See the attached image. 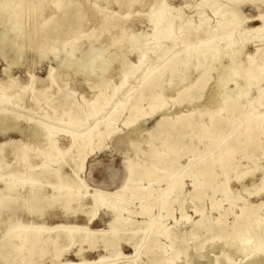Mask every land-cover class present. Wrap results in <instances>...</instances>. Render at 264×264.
Returning a JSON list of instances; mask_svg holds the SVG:
<instances>
[{"label": "bare ground", "instance_id": "6f19581e", "mask_svg": "<svg viewBox=\"0 0 264 264\" xmlns=\"http://www.w3.org/2000/svg\"><path fill=\"white\" fill-rule=\"evenodd\" d=\"M99 1L0 0V35L11 33L9 41L15 45L35 48L46 35L39 39L40 33L47 28L57 30L59 26L69 25L73 17L75 29L80 34L88 10L92 12L93 3ZM101 1L105 4L112 2ZM115 3H127L129 7L148 5L146 18L126 25L107 13L99 16L104 23L103 30H117L110 38L111 46L117 38L124 36L131 43L128 44L129 53H135L136 64L131 66L122 57L118 60L121 70L116 84L100 77L98 84L88 86L90 90L98 89L92 103L82 97L80 104L74 94H68L52 77L51 68L46 79L56 90L47 95V91L30 88L28 99L32 108L47 104L51 113L44 111L41 119L45 122H36V128H31L28 133L30 144L35 142L33 146L19 141L21 146L10 150L18 155L13 158V163H7L5 156L0 155V170L4 169V173L0 171V226L5 225L8 233L7 240L0 242V260L10 264H38V259L45 257L52 248L51 264H69L66 258L70 252L83 264H106L104 258L85 263L82 252L87 248L94 253L108 251L112 261L125 260L115 264H174L180 255L186 256L191 247L188 242L199 239L205 228L203 221L207 222L202 217L191 228L184 227V238L176 229L179 221L175 220L174 213L177 212L180 220L188 225L191 218L186 215L185 197L188 196L193 203L190 208L197 214L200 211L195 203L200 199L202 188L208 187L215 188L214 193L220 192L221 197V201L209 198L210 206L214 208L225 202L227 208L219 207L222 212L215 221L218 225L207 230L219 229L225 225L227 214L237 212L230 232L225 235L232 239V243L228 245L227 253H222L223 258H214L212 263L235 264L231 263L230 257L243 255L245 264H264V220L260 221L252 204L235 202L229 197L227 186L218 188L216 185L217 181L227 179L230 173L246 175L251 172L240 169L243 163H256L255 151L264 156L260 142L264 134V87H260L264 84V58L261 55L264 34L241 23L248 17L243 14L244 9H254L259 14L261 0H197L194 5L197 12L187 20L182 15L189 5L170 8L168 0H151L149 4L145 0H116ZM47 7L50 12L44 16ZM136 26H145L150 33L141 36L134 31ZM248 47L253 48L251 53L246 51ZM120 51L113 53L115 60L122 55ZM106 69L107 66L100 64L96 68L101 73ZM189 71L194 72V76ZM166 74L169 76L164 88L162 80ZM135 75H138L139 82L133 89L127 82H134ZM29 81L30 85H35L31 73ZM211 82L216 85L215 98L198 105L204 100V90ZM12 88H18L17 95H6L5 92ZM167 88L176 93V104L197 106L185 113L161 114L154 130L144 134L149 140L143 149H134L124 157L119 186L113 192L93 188L89 195L90 186L80 179L88 158L100 148L111 146L113 137H116L115 144L120 134L138 121L144 104L151 106L158 100V109H162L166 101L163 91ZM22 90L13 78L6 84L0 82V118L19 119V112L32 110L21 105ZM52 96L56 99L48 101ZM108 106L110 111L104 113ZM57 107L62 110L60 115L56 114ZM121 117L123 128L118 129L114 123ZM236 117L240 122L244 121L243 126L228 143L218 148L219 142H213V137L223 126L235 124ZM163 125H166L161 131L164 134L163 150L159 153L153 140ZM195 130L200 133V142L208 149V157L198 167L191 166L205 156L190 159L182 166L179 163L182 157L179 151L184 149L181 141ZM59 137L67 141L66 148L60 147ZM3 147L1 144L0 152ZM214 148L216 152L212 151ZM195 150L197 148L190 145L185 147V154ZM168 152L173 153L171 162L164 159ZM215 166L219 167L220 173L215 171ZM65 167L69 169L67 172ZM158 172L164 173L162 178ZM261 172L262 184L264 167ZM191 177L190 183L193 180L197 185L192 184L193 190L187 195L184 194L183 181ZM144 181L146 187H139ZM28 183L30 190L18 197V188H24ZM34 185L42 190L32 189ZM46 188L50 189L47 194ZM243 191L252 195L248 189ZM257 191L261 192L260 188ZM16 208L31 218H46L60 212L67 221L49 227L43 223L26 225L21 220L15 224L4 222L2 213ZM102 214L107 217L109 232L89 227ZM78 220H84V224H77L75 221ZM169 220L174 222L170 227L165 225ZM255 223H258L257 228L253 226ZM122 243L132 247L134 256H123ZM177 243L182 244V249L176 248ZM215 247L214 244L204 246L200 243L202 251ZM197 258L207 257L199 252Z\"/></svg>", "mask_w": 264, "mask_h": 264}, {"label": "rangeland", "instance_id": "374dc122", "mask_svg": "<svg viewBox=\"0 0 264 264\" xmlns=\"http://www.w3.org/2000/svg\"><path fill=\"white\" fill-rule=\"evenodd\" d=\"M146 4H149L151 0H145ZM170 5V8H174L175 6H181L185 7L189 5V9H187L186 12L182 15L183 19L191 18L193 14L197 12V10L194 8V5L197 3V0H168ZM116 0H112L111 3L105 4L101 0L99 2L93 3V10L92 12L88 10V17L83 21L82 23V31L80 34L77 33V30L75 29V20L74 17L71 18L69 25H62L59 26L57 30H53L52 28H47L45 32L40 33L41 39L43 35V41L42 43H37V47L30 48L28 46H17L13 42L9 41V38H12L11 33L8 34H2L0 35V82L6 84L10 78L15 79L20 86L23 88L22 93L24 94V98L21 101L22 106H26L27 108H32V102L30 99H28V96H30V88H35L43 91H47V95L51 93L53 90H56L55 86L50 87L48 84V81L46 79L47 71L49 68L52 69V77L56 80V83L60 86H63L68 94H74L76 97V100L81 104L80 98L84 97L86 101L89 103L93 102V98L95 93L98 89L90 90L88 89V86L90 85H96L99 83V78L103 77L105 80L110 81V83L116 84L118 82L119 73L121 70V66L119 64V61L122 57L125 61H128L131 66L135 65L136 62V55L135 53H129V46L128 44H131L127 41V38L121 37L117 38V40L114 42V45L111 46V36L116 35L117 30L113 31H105L103 30L104 23L100 20L99 16H101V13H107L111 17L117 18L119 22L123 25L129 24L131 22H136L139 20H142L146 18V12L148 11V5L139 6L138 4H133L132 7H129L127 3L122 4H116ZM172 3V4H171ZM87 7V6H86ZM193 7L191 10L190 8ZM89 8V7H88ZM48 7L46 8L44 16L47 15L50 11H47ZM51 12H53L51 10ZM56 12V11H55ZM188 14V15H187ZM243 14L250 16L252 14H256V11L254 9H244ZM191 15V16H189ZM115 20V19H114ZM187 20V19H186ZM1 30V29H0ZM134 31L137 33H141L140 35L143 36L144 33H150L148 28L143 26L139 27L136 26L134 28ZM143 32V33H142ZM117 37H119V34H117ZM144 38V37H143ZM37 48V49H36ZM121 50V56L118 57L117 60H115L112 56L113 53H116L117 51ZM247 52L251 53L253 51L252 47H248L246 50ZM243 53V50L241 51ZM244 54H240V56H243ZM262 58H264V51L262 52ZM107 66V69L104 72H98L96 68L98 65ZM30 73L33 76V81L35 83L30 85L29 81V75ZM192 74L194 76V72L189 71V74ZM222 73V72H221ZM168 74L163 76L162 80V87L166 86L165 79L168 78ZM190 76V77H192ZM134 82L131 80L128 81L127 84L130 86V88L137 86L139 82L138 75L134 76ZM260 87H264V84L262 83ZM165 88V87H164ZM232 88V87H231ZM17 89H8V91L5 92L6 95H17ZM216 95V85L214 83H208V86L204 90V100H201L199 104L208 103L209 101H212L215 98ZM132 96L129 98L131 100ZM163 98L166 100L163 108L158 109V100L154 102L151 106H147L144 104L141 116H139L138 121L130 128H128L126 131L122 132L120 136L117 139V142L113 144V141H116V137H113L110 141L112 144L111 146H108L106 148H100L99 151L94 152L87 160L86 167L84 170V173L81 174L80 179L84 180L90 188H88L87 193L90 195L93 193V188L103 190V191H110L113 192L120 184V181L123 176V166H124V157L127 154H131L134 149H143V147L148 142V138L144 137V134L146 132H150L154 130L156 127V123H158V117H161V114H173L175 112H187L190 111L193 107L197 106L195 104L194 106L192 104H182L178 105L176 104V93L170 89H166L163 91ZM56 96H52L48 99V101L55 100ZM16 101V98L14 97V102ZM130 102V101H129ZM52 104V103H50ZM104 110V113L107 111H110V109ZM86 109V108H85ZM44 111H48L51 113V109L47 104H43L41 107L32 108L31 111H22L19 112L18 115H20L19 119H7V118H0V145H4L2 148V151L0 152V155L5 156L7 163H13L14 159L17 158L18 155L15 153H11V149L17 150L21 145L19 141L29 145L31 143L30 137L28 136V133H31V128H36V122L42 121L43 113ZM62 113L61 108H56V114L60 115ZM160 115V116H158ZM123 117V116H122ZM122 117L117 121V123H114L115 127L118 129H122ZM204 120L208 121V118H203ZM235 124L238 126L236 127L235 124L232 125H225L224 128L217 132L215 135V138L213 137V142H219L218 148L224 145L225 143H228L231 138L239 131V129L243 126L244 121H239V118H235ZM49 125H51L49 123ZM166 125H163L156 136L154 137V146L156 151L161 153L163 150L162 143L164 139V134H162L163 128H165ZM143 135V136H142ZM200 133L195 130L190 136H185L181 143L183 144V148L179 151V154L182 155V157L179 158V163L183 166L186 164L190 159H197L198 157L205 156V158L198 160L197 162L193 163L191 167L194 168L198 167L199 164L204 161L207 156V151L202 142H200ZM261 146L264 147V134L261 136ZM59 141L60 147L62 149L66 148L68 143L62 137H59L57 139ZM173 142V141H172ZM35 142L30 144L33 146ZM135 145V146H132ZM190 145H194L197 150L195 152H191L189 154H185V147H189ZM213 148V147H212ZM213 152H216L217 149L214 148L212 150ZM10 152L11 154H9ZM173 155L172 152L166 153V156H164L165 161L171 162V156ZM253 157L256 159V163H250L249 164H242V167L240 170L242 171H251L246 175L241 174H235L230 173L227 176V179L223 180L222 182L219 180L216 182V185L218 188H222L224 186H227L228 189V195L232 198L235 202L243 203L247 202L249 204H252L253 211L257 213L259 216L260 221L264 220V194L261 192H258L257 190L260 188V180H261V170L264 167V156L259 155L258 151H255L253 153ZM108 160L111 163L115 164L118 169L121 170L120 173V180L119 182L112 180L111 178H105L103 174L98 170V163L102 160ZM148 161V160H147ZM18 166L20 164H17ZM160 166V164H157ZM249 166V167H248ZM253 166V167H252ZM66 172L69 170L67 167ZM246 168V169H243ZM189 170V168H187ZM186 169V170H187ZM215 171L217 173H220V169L218 166H215ZM227 168H225V171ZM2 173H4V169L0 170ZM158 175H163V172H158ZM89 175V176H88ZM163 176H161L162 178ZM191 178H186L183 181V187L185 189L184 194L191 193L192 184L197 185L196 181L190 183ZM223 179V178H222ZM105 182L107 184H112L110 187L103 188L100 186H96V184ZM92 183V184H91ZM95 184V185H93ZM139 187H146V182L139 183ZM43 185V183H42ZM215 185V184H214ZM216 185L214 187H216ZM30 183L27 184V186L19 187L18 197L24 196L25 190L29 189ZM116 187V188H115ZM42 188H45L43 185ZM32 189H37V192H40L42 189L40 186L34 185L32 186ZM92 189V190H91ZM215 189V188H213ZM208 187L202 188L200 199L195 203L197 204V210L200 211L199 213H194L193 209L190 208V206L193 204L190 202L188 196L185 197L184 202V208H186V215L191 218V221L188 225H185L183 220H180L179 214L176 212L174 213L175 220L179 221V224H177V231L180 232V234L185 238L186 237V229L184 227L191 228L192 224L202 220L201 218H205L207 222H204L205 228L200 234V237L197 241L192 242L189 241V247L186 256H179L174 264H213L212 259L220 257L223 258L221 255L227 253V247L230 243H232V239L229 236H225L230 232L231 224L234 220V215L237 212H233L230 214H227L224 218L225 225L222 227H218L219 229L213 228V230L210 232L207 230L209 227H214L216 219L218 218L219 214H221L222 210L221 208H227V205L225 202H220L217 206L212 208L210 206L209 198H215L217 200L221 197L220 192L214 193V190ZM245 189H248L252 195L248 196L243 191ZM49 188H46L44 191L47 194L49 192ZM20 192V193H19ZM32 192V191H31ZM261 207H257V205ZM239 206V205H238ZM5 211V210H4ZM49 212V211H47ZM55 217V218H53ZM2 220L4 222L13 223L15 224L18 220H21L24 222V224H40L43 223L44 226L49 227L51 224L58 223V222H64L66 220V216H64L62 213H57L53 216H46V218H37L27 216L25 214L20 213L18 209H13L12 211H8L5 213H2L1 215ZM82 218V217H80ZM69 222H73L72 220H68ZM77 224H84V220H78L75 221ZM107 217L105 215H100L98 219L94 220L89 224L90 229H106V232H109V229L107 228ZM9 224V225H13ZM174 222L171 220L167 221L165 225H168V227L172 226ZM258 223H255L253 226L257 228ZM5 225L0 226V242L7 240V232H5ZM220 236H225L224 238L218 239ZM140 238V235L139 237ZM138 238L136 240H138ZM214 240V241H213ZM213 242V243H211ZM216 242V243H215ZM200 243L204 246H207L209 244H214L217 247L206 249L205 251H202L200 248ZM122 248V254L124 257H132L134 256V252L132 247H128V244H121ZM177 249H182V244L177 243L176 244ZM72 251V250H71ZM53 252V249L50 248L48 251V254L43 257L42 259H38V264H51L49 261V258H51V254ZM199 252H202L205 254V257L207 258H197V255H199ZM211 252V253H209ZM208 254V255H207ZM82 259L85 263H94L100 258H104L106 264H115L119 262L112 261V258L108 257V251H100L99 253H94V251H90L89 249L85 248L82 252ZM234 257V258H233ZM209 258V259H208ZM37 259V258H36ZM70 263L69 264H80V258H75L72 256V253L70 252L67 255V258ZM142 261L144 259V256L141 257ZM231 263L235 264H245V259L243 255H232L230 257ZM132 260V258H131ZM211 260V261H210ZM124 259H121L120 262H124ZM205 261V262H202ZM251 262V261H249ZM0 264H10L8 262H4L0 260ZM224 264V263H220ZM249 264V263H246ZM263 264V262H261Z\"/></svg>", "mask_w": 264, "mask_h": 264}, {"label": "snow or ice", "instance_id": "6c2138e0", "mask_svg": "<svg viewBox=\"0 0 264 264\" xmlns=\"http://www.w3.org/2000/svg\"><path fill=\"white\" fill-rule=\"evenodd\" d=\"M241 23L251 27L253 31H259L260 33L264 34V0H261L259 14H252L246 18H243ZM98 170L105 176V178H111L112 180L119 182L121 170L110 161L106 159L100 161L98 163ZM260 191L262 194H264V183L260 185ZM81 264H83V262H81Z\"/></svg>", "mask_w": 264, "mask_h": 264}, {"label": "crops", "instance_id": "0c3cea01", "mask_svg": "<svg viewBox=\"0 0 264 264\" xmlns=\"http://www.w3.org/2000/svg\"><path fill=\"white\" fill-rule=\"evenodd\" d=\"M89 176V175H88ZM92 184V183H91ZM93 185H95V184H93ZM112 184H107V183H105V182H102V183H99V184H96V186H100V187H102V188H107V189H109L108 187H110ZM116 188V187H115Z\"/></svg>", "mask_w": 264, "mask_h": 264}]
</instances>
